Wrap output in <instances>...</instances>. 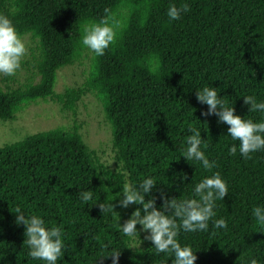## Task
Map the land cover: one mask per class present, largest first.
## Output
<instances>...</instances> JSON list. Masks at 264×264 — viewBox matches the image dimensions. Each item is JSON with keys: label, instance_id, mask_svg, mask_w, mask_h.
Returning a JSON list of instances; mask_svg holds the SVG:
<instances>
[{"label": "trees", "instance_id": "obj_1", "mask_svg": "<svg viewBox=\"0 0 264 264\" xmlns=\"http://www.w3.org/2000/svg\"><path fill=\"white\" fill-rule=\"evenodd\" d=\"M170 3L190 10L170 22ZM0 14L30 42L29 61L21 64L29 67L27 79L0 75V121L48 100L75 116L82 98L92 95L120 165L116 172L104 166L76 121L68 131L57 128L0 148V264H42L28 255L23 225L14 223L17 206L64 230L67 250L58 264H112L100 257L112 249L121 250L119 264H171L143 232L141 247L132 249L115 214L102 213L96 203L116 204L125 180L138 183L148 175L157 183V206L161 193L191 197L194 184L211 174L181 156L193 127L201 130L213 171L228 182L229 194L216 209L228 228L181 232L179 242L193 248L195 264H250L253 258L264 264V228L251 215L264 204V152L231 156L228 149L238 142L215 115H201L207 106L195 94L211 85L235 114L260 118L248 113L243 96L264 101V0H0ZM113 18L122 25L118 38L97 57L82 46V29ZM85 59L84 82L55 93L58 71ZM182 173L188 177L183 184ZM82 189L93 191L87 205L79 199ZM114 211L121 214L119 207Z\"/></svg>", "mask_w": 264, "mask_h": 264}, {"label": "clouds", "instance_id": "obj_2", "mask_svg": "<svg viewBox=\"0 0 264 264\" xmlns=\"http://www.w3.org/2000/svg\"><path fill=\"white\" fill-rule=\"evenodd\" d=\"M189 10L187 4L178 7L175 3H170L166 15L170 22H174L181 20ZM121 27V23L114 18L111 21L102 19L99 22H92L83 27L81 44L95 56H103L105 50L115 44ZM27 53L26 44L13 21L7 15L0 14V75L14 76ZM158 67L157 64L153 70ZM218 93L217 88L208 85L195 94L197 101L207 106V111L201 115H215L218 122L228 126L227 136L238 142L229 147V154L236 156L239 152L241 158L251 159V154L264 152V101L258 102L253 95L243 96L248 113L260 114L258 120L245 119L235 114L233 103L228 106ZM189 132L191 134L186 137L181 156L187 162L198 164L203 170L211 173L194 184L191 197L177 199L161 193L159 198L162 202L157 206V197L153 195L157 183L155 178L148 175L138 183L125 180L122 190L115 197L116 204L112 203L113 200L107 204L96 203L102 213L115 214L124 236L132 238L139 247L142 243L140 233H145L143 240L151 242L157 255L163 253L168 258L171 257V264H195L198 259L191 246L179 242L181 232L207 233L210 225L213 230L228 228L226 219L217 218L216 211L217 201H223L229 194L228 182L220 172L213 171L217 166L202 148L205 139H201V130L193 127L189 128ZM113 161L114 159L109 161V165ZM187 178L186 173L180 174V183L183 184ZM78 195L85 205L94 198L92 190L82 189ZM132 205L139 207H136L121 224L120 214L115 212L114 208L127 210ZM14 214V223L17 226L23 225L25 237L23 243L28 248V255L42 264H58L67 250L64 230L59 226H49L39 214H26L19 206L15 208ZM251 215L257 225L264 228V204L254 206ZM137 225L140 226L139 230ZM120 254L121 250L112 249L100 257H110L112 264H119ZM250 264H258L257 259H251Z\"/></svg>", "mask_w": 264, "mask_h": 264}, {"label": "rangeland", "instance_id": "obj_3", "mask_svg": "<svg viewBox=\"0 0 264 264\" xmlns=\"http://www.w3.org/2000/svg\"><path fill=\"white\" fill-rule=\"evenodd\" d=\"M28 49L27 55L21 64L29 61L30 42L27 37L23 38ZM27 65L21 66L17 71L16 79L19 83L24 82L30 75ZM89 71V60L85 59L82 64L63 68L57 73L55 93H62L67 88L80 86ZM81 126L80 133L86 145L93 150L99 161L108 169L116 172L120 165L115 159V151L112 146V136L109 126L103 118L100 104L92 95H87L78 103L76 115L69 111H62L57 103L52 101H38L28 105L22 112L15 116L12 121H0V148L23 141L25 138L53 129L61 128L70 130L74 122ZM113 161L109 165V161ZM132 212L129 209H121V218L126 220ZM133 247H138L133 241ZM141 247V245L139 246Z\"/></svg>", "mask_w": 264, "mask_h": 264}]
</instances>
